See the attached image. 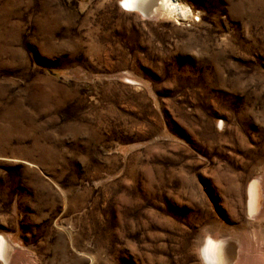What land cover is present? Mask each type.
Instances as JSON below:
<instances>
[{
  "label": "rangeland",
  "instance_id": "rangeland-1",
  "mask_svg": "<svg viewBox=\"0 0 264 264\" xmlns=\"http://www.w3.org/2000/svg\"><path fill=\"white\" fill-rule=\"evenodd\" d=\"M181 1L0 0V264H264V0Z\"/></svg>",
  "mask_w": 264,
  "mask_h": 264
},
{
  "label": "bare ground",
  "instance_id": "bare-ground-1",
  "mask_svg": "<svg viewBox=\"0 0 264 264\" xmlns=\"http://www.w3.org/2000/svg\"><path fill=\"white\" fill-rule=\"evenodd\" d=\"M120 8L126 11H137L143 16H153L167 13L175 19L187 17L189 7L181 0H119ZM262 202L261 187L253 180L248 186L247 208L249 212L257 211ZM8 246L3 237H0V257L7 258ZM234 247L231 242L216 236L206 235L199 248V255L203 261L211 264H229L234 256Z\"/></svg>",
  "mask_w": 264,
  "mask_h": 264
}]
</instances>
